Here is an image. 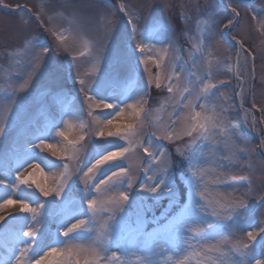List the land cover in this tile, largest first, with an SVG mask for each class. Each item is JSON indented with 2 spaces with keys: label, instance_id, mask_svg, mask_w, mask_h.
I'll use <instances>...</instances> for the list:
<instances>
[{
  "label": "snow or ice",
  "instance_id": "1",
  "mask_svg": "<svg viewBox=\"0 0 264 264\" xmlns=\"http://www.w3.org/2000/svg\"><path fill=\"white\" fill-rule=\"evenodd\" d=\"M242 4L208 5L185 59L168 39L174 29L167 20L140 31L137 13L123 2L119 12L130 32L106 0H67L58 8L42 0L34 13L27 4L0 0L23 14L20 29L35 20L53 37L47 44L25 35L18 48L5 49L10 62L0 70V140L14 133L0 148V212L17 207L0 214V264H264V220L241 226L255 216L253 204L264 209L253 162L262 158L264 180V127H257L264 115L258 122L252 112L264 114V107L252 91L244 119L259 137L253 145L228 116L230 98L221 92L227 82L213 80L215 70L234 62L243 108V59L249 90L256 86V54L243 21L249 15L264 37V8L258 14L248 3L242 12ZM190 7L199 5H179L184 21ZM57 17L67 26L54 24ZM100 26L102 34L91 38ZM220 47L225 53L216 55ZM132 81H143L135 95L123 90ZM153 87L168 94L159 108L149 107ZM85 104L94 128L84 121ZM168 106L166 122L153 117Z\"/></svg>",
  "mask_w": 264,
  "mask_h": 264
},
{
  "label": "rangeland",
  "instance_id": "2",
  "mask_svg": "<svg viewBox=\"0 0 264 264\" xmlns=\"http://www.w3.org/2000/svg\"><path fill=\"white\" fill-rule=\"evenodd\" d=\"M42 0H5V3L9 5L16 4H27L32 12H36L38 6L41 4ZM46 2L52 6V8H58L60 5L67 2V0H46ZM108 4V11L114 14V19L118 22L119 27L125 31L130 32L131 26L127 23V18H122V13L119 12V4L121 2L127 4L133 11L137 13L138 18L133 19V23L136 24L137 28L140 31L144 30L146 24L151 23L154 19H163L167 20L174 29L173 33L168 37L171 41H173L174 45H178L180 48L181 55L187 59V50L191 49L192 43L195 42L197 37V25L198 20L201 18V14L208 10V5L212 3H223V0H106ZM248 4H252L255 6L257 13L260 14L262 8H264V0H245ZM164 3L175 5V7H163ZM189 4L196 5L199 7H190L187 11L188 19L184 21L180 16V4ZM242 12H247V8L245 4L241 5ZM23 15V14H19ZM19 15L14 9H4L2 5H0V70L6 69L9 65V59L5 54V49L18 48L21 44V41L25 35H32L39 37L43 42L47 44L53 43V37L45 31V27L38 26L33 20L29 26L24 29H20L17 25ZM54 24L60 27H66L67 22L60 17H57L54 21ZM48 25L47 20L45 21V26ZM102 26L98 28V31H92L89 33L90 37L95 39L98 35L102 34ZM187 33V36L185 35ZM242 34L247 40L248 45L252 47L253 52L256 54V86L253 90H249V86L252 84V81L248 79L250 73L248 68L245 66L243 59H241L240 72L241 75L244 76L247 83L244 84L245 88V101L243 108L240 107V87L239 82L236 79L235 75V65L234 62L227 66H221L220 69L215 70L213 73V80H225L227 82V87H222L221 92L228 96L230 99L225 104L226 107H229L228 116L230 120L237 123L245 134L251 137L252 144L257 145L259 143V137L255 131L252 130L250 123L246 122L244 119V112L247 109H250L252 106V91L255 93V102L258 107H264V88L259 86V78L262 73H264V60H262L261 49H264V45L261 44V40H264V37L260 35V33L256 29V25L251 20L249 15L244 17L243 21V31ZM188 37H191L189 39ZM139 38V37H138ZM79 47L83 46V42H80ZM163 45L157 44V47H162ZM226 47H231V44ZM225 47H220L218 51L215 52L216 55H223L225 53ZM233 56L235 54V49H233ZM17 59L24 63L25 57L20 56ZM250 63V61H249ZM151 66V65H150ZM89 68L87 58L82 59L81 61V70L87 71ZM141 66V71H142ZM153 72H156L157 69L152 67ZM165 74L170 71V68L165 67ZM144 78L146 79V73L144 74ZM139 79V78H137ZM71 83V82H69ZM3 81L0 79V86H2ZM143 87V81L137 84L135 81L128 82L123 90L127 91L131 95H135L138 88ZM151 91V99L149 101V107L151 108H159L160 102L167 97L166 91L163 89L157 90L154 87ZM217 96H220V93H217ZM83 97L81 96V100ZM50 101L44 100L42 101L43 105H47ZM218 104L224 103L223 99L217 101ZM79 102H77V106ZM40 106V105H37ZM84 121L87 123L89 128H94L95 123L92 121L91 117L86 115L87 105H84ZM171 107H165L163 111L153 112V117L159 116L161 122H166L168 119V114L171 112ZM97 112L100 110L97 109ZM255 115L256 120L259 122L261 120L262 114L257 109L252 110ZM251 117H249V120ZM77 124L76 132L79 131L80 121L75 122ZM147 128V125L145 126ZM257 127H264V124H257ZM14 133H10L8 138H4L0 140V148H7L8 142L11 136ZM59 139V138H58ZM170 149H173L172 145H169ZM46 155L50 156V153ZM53 160L57 158L52 157ZM143 159V154L138 157V160ZM261 157L254 156L253 162L257 165V179L254 181L255 185L264 184V180L259 179L260 169L259 163ZM237 169H233L236 171ZM47 171V169H45ZM3 195V190L0 189V196ZM150 202V201H149ZM167 201H162L161 205L166 204ZM253 210L255 212L254 217L245 218L241 222L242 227H246L249 223H254L256 220H264V209L258 208L255 204L252 205ZM17 212V211H16ZM15 212V213H16ZM2 212H0L1 214ZM157 214H159V208L157 209ZM151 227V226H149ZM239 235V233H238Z\"/></svg>",
  "mask_w": 264,
  "mask_h": 264
},
{
  "label": "bare ground",
  "instance_id": "3",
  "mask_svg": "<svg viewBox=\"0 0 264 264\" xmlns=\"http://www.w3.org/2000/svg\"><path fill=\"white\" fill-rule=\"evenodd\" d=\"M17 211V207L15 205L9 206L7 210H4L1 214L7 215L8 212L15 213Z\"/></svg>",
  "mask_w": 264,
  "mask_h": 264
},
{
  "label": "water",
  "instance_id": "4",
  "mask_svg": "<svg viewBox=\"0 0 264 264\" xmlns=\"http://www.w3.org/2000/svg\"><path fill=\"white\" fill-rule=\"evenodd\" d=\"M245 4H247V3L245 2Z\"/></svg>",
  "mask_w": 264,
  "mask_h": 264
}]
</instances>
